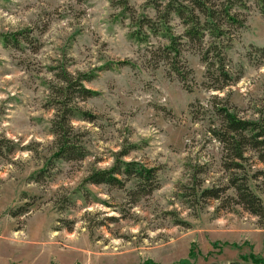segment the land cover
Segmentation results:
<instances>
[{
    "label": "rangeland",
    "instance_id": "obj_1",
    "mask_svg": "<svg viewBox=\"0 0 264 264\" xmlns=\"http://www.w3.org/2000/svg\"><path fill=\"white\" fill-rule=\"evenodd\" d=\"M116 1L0 0V264H264V211H245L229 184L244 178L264 209V163L248 147L228 171L211 134L216 108L264 120V18L251 2L236 11L243 24L221 41L231 81L213 91L198 50L182 52L184 83L152 62L164 41L129 39ZM146 1L128 0L134 18L154 16ZM59 68L91 92L71 105L92 119L70 120L83 159L49 166ZM123 152L155 170L154 191L83 182Z\"/></svg>",
    "mask_w": 264,
    "mask_h": 264
},
{
    "label": "trees",
    "instance_id": "obj_2",
    "mask_svg": "<svg viewBox=\"0 0 264 264\" xmlns=\"http://www.w3.org/2000/svg\"><path fill=\"white\" fill-rule=\"evenodd\" d=\"M112 2V0H109ZM253 3L264 18V0H147L145 7L154 12L152 18L141 15L134 18V12L128 7V0H117L115 5L122 8L121 15L130 13L132 30L128 32L129 39L138 43H147L149 36L160 37L164 42L156 50L149 51L152 62H163L168 66L167 74H173L184 83L188 71L182 60L185 48L198 50L200 60L206 67V78L211 81L207 88L221 91L228 86L230 80L225 70V45L221 41L228 36L231 29L239 28L243 22L237 10H244L246 3ZM177 20L182 32L175 34L172 21ZM22 34V33H20ZM16 37V35H14ZM10 36L16 44L17 38ZM211 39L207 48L203 49V39ZM264 61V49H255ZM61 68H59L60 70ZM59 83L53 87L58 99L55 103V114L51 120V134L54 137L55 151L48 165L53 166L56 161H79L85 156L84 150L78 145L70 125L71 118L92 119L87 112L75 109L71 105L76 97L91 95L83 88L80 78H74L66 71L60 70L57 74ZM220 117L219 128L211 130L213 137L223 146L224 166L228 171L239 168L235 162L243 160L242 155L246 148L259 152V159L264 163V129L261 122H250L239 119L226 107L216 108ZM0 139V155L5 144ZM118 155L115 162L108 169H96L83 180L85 184L93 186H109L121 188L127 182H134L130 195L145 196L157 188L155 170L147 169L135 162H124ZM47 165V166H48ZM258 176L264 181V172ZM229 184L234 188L236 204L253 216L262 217L263 207L260 200L246 186L245 179L231 178ZM204 199H218V191L206 190L202 193ZM258 264V263H253Z\"/></svg>",
    "mask_w": 264,
    "mask_h": 264
}]
</instances>
